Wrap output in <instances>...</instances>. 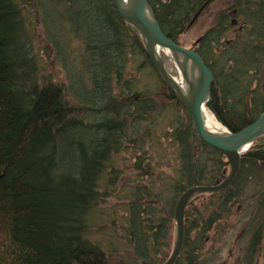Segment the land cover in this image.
I'll use <instances>...</instances> for the list:
<instances>
[{"label": "trees", "instance_id": "obj_1", "mask_svg": "<svg viewBox=\"0 0 264 264\" xmlns=\"http://www.w3.org/2000/svg\"><path fill=\"white\" fill-rule=\"evenodd\" d=\"M42 1L38 0L37 6ZM147 1L164 34L176 44L190 20V14L203 3L202 0ZM47 3L50 8L53 5V8H63L65 4L69 5V9L75 4L87 5L88 8H102L101 5L109 8L105 19H111L114 29L107 24L105 39L98 41L91 37L90 43L93 45L88 46L96 51L98 57L92 61L90 59L91 63L99 67V70L92 71L89 78L92 86L89 95L96 104L99 101L104 103L102 109H92L90 113L97 112L99 115L103 111L106 117L86 129L85 126L81 128V122L76 118L67 119L72 117V109L64 102L61 89L52 86L40 89L35 82L34 63H31V67L27 65L28 39L24 37L23 21L20 20L15 3L0 0V17H5L4 23H0V238L6 230H13L11 244L0 241V264H103V256L99 255L98 247L87 238L90 214L105 198V195L98 192V182L102 176L111 183L114 180L110 179L109 173L104 174V171L105 168H113L111 156L125 148H121L124 128H127L125 122L147 118L154 109L152 100L138 98L140 93L133 81H124L123 92L120 95L115 93V96H112L110 85L113 80L117 84L122 81L123 63H136L137 69L152 66L135 32L132 34L122 27L126 33L118 34V26L123 25L114 6H111V0H48ZM87 7L80 8L79 15L84 14ZM237 9L238 16L243 14L248 17L249 29L238 34L239 37L232 41L231 46H224V51H231L239 42V54H235L232 49L231 59L227 60L228 53L221 51L214 65L211 66L206 61L208 51L213 49L220 38L217 37L218 34L225 32L221 29L230 25L223 15L219 16L217 35L212 30L200 38L197 48L194 47L214 76L212 101L207 104V109L213 111L222 125L231 132L248 126L264 111L262 105L257 108L254 102V108L250 112L243 107L244 92L247 96L249 89L243 87H249L250 84L245 83L246 79L262 69L264 64V5L257 8L255 2L244 1ZM55 44L56 51L62 50L57 49ZM252 52H258L257 57L248 59L247 56ZM121 57L117 66L113 61ZM251 77L255 78L253 75ZM225 79L231 82H225ZM166 94L168 99L173 100L169 92ZM125 95H131L132 100L126 108L120 105ZM219 97L223 98L224 105L216 104ZM262 97L264 96L259 99ZM91 98L88 96V99ZM234 98H237L235 102L228 105L230 99ZM192 131L193 127L189 122L184 132L176 134L177 140L182 144ZM192 141L183 148L194 160L185 162L181 159V179L188 188L213 186L214 178L211 179L207 173L208 166L202 161V150L209 153L208 157L217 154L221 158V155L205 147L197 139L192 138ZM198 145L202 150L196 153ZM213 160L219 177L220 170L227 164L222 158ZM262 174L263 140L256 142L241 157L238 175L221 194L224 197L220 208L228 207V203L237 195L234 191L239 192L243 188L241 183L246 178H258ZM185 187H181L180 194ZM136 201L137 199L130 206L125 219L135 257L141 258L146 253L139 241L138 236L141 234L152 242L151 250L155 253V258L158 255L160 257L156 247L164 240L160 239L166 234V221L171 217L172 211L166 217L155 216L151 212L150 221L145 222L142 214L147 215V209ZM257 214L264 216V190ZM197 218L199 215L193 219L188 211L185 213L183 249L175 264H197L191 248L198 246L197 243H201L205 235L204 230L196 228H204V222ZM210 224L211 222L207 229ZM150 264L155 263L152 261Z\"/></svg>", "mask_w": 264, "mask_h": 264}, {"label": "rangeland", "instance_id": "obj_2", "mask_svg": "<svg viewBox=\"0 0 264 264\" xmlns=\"http://www.w3.org/2000/svg\"><path fill=\"white\" fill-rule=\"evenodd\" d=\"M11 1L15 3L20 20L23 21L24 37L28 39L27 51L29 57L27 65L31 67V63H34L36 67L35 82L39 88L52 86L61 89L64 102L67 107L72 109V117H67V119L73 120V117L76 118L81 122V128L85 126L84 129H86L89 125L105 120L106 116L103 111L99 115H97V112L90 113L92 109L100 110L104 107V103L99 101L96 104L94 98L89 95L92 88L89 78L94 69L99 70L97 65L91 63L92 59L98 58L95 54L96 51L88 48L93 44L90 43V39L84 38H81V40L65 38L63 40L64 36L68 37L67 33L73 28L68 23L69 17L81 22L80 8L85 9L87 5L75 4L69 9V5L65 3L63 8H60V6H58L59 8H53L55 5L50 8L47 3L48 0H43L40 6H37L38 0ZM244 1L255 2L257 8L261 4L264 5V0H206L205 6L201 8L199 5L190 14V20L186 24L184 32L178 38V44L185 49H190L193 46L197 48L196 44L202 36L205 37L212 30L217 35L216 27L219 16L223 15L229 22L232 21L231 16L235 13L234 7L231 8L232 3L242 4ZM90 19L93 20V16ZM119 19L121 20L120 17ZM234 19L237 20L238 27H236L234 20L228 27L223 26L221 30L225 32L218 34L217 37H220L217 40L218 42L215 43L211 51H208L206 61L211 66L214 65L219 53L226 49L224 46H231L232 41H235L242 31L240 27L245 22L241 21L240 16H236ZM83 21L87 24V18ZM190 21H192L191 24ZM121 23L123 26L118 23L120 25L118 26V34L123 35L126 33V30L122 27L131 31L132 34L135 32L131 26L124 24L122 20ZM108 26L114 29L110 21ZM159 27L163 32L160 25ZM81 30L89 32L86 25H82ZM135 35L138 39L139 36L136 33ZM56 40L58 41L57 44H55ZM54 44L57 49H62L64 52L62 50L56 51ZM236 45L232 49L235 54H239V42ZM142 47L144 48L143 44ZM232 49L229 52L224 51L228 53L227 60L231 59ZM62 56H65V59H62ZM85 57L87 58L86 61L89 62L82 67V61ZM161 57L168 72L176 77L177 71L169 57L164 54H161ZM121 59L122 57L117 58L113 62L118 66ZM262 66V69L258 71L260 74L264 71V64ZM123 67L122 81L117 84L113 80L110 85L112 96H115V93L120 95V92H123L124 81H133L138 93H140L138 98L152 100L154 109L147 118L125 122L128 129L124 128L125 133L121 146V148H125L111 156L113 168H105L104 174L109 173L110 179H114L113 182L111 183L104 176L99 179L98 192L105 195V198L90 214L91 220L88 221L87 238L91 244L98 247L99 255L103 256V264H150L152 261L155 264H165L172 256L174 247V230L177 225L175 212L179 198L194 187L218 186L229 174V168L228 166L223 167L220 170L221 175L218 177V172L214 169L216 163L213 159L221 160L222 158V161L227 164L226 159L222 155L221 158H218L217 154L208 157L209 153L206 150L200 149L199 145L198 149L194 146V155L195 149L196 153H199L198 150H202V161L208 166L207 173L211 179L214 178L215 185L185 187L188 185L184 184L181 179V159L183 158L185 162H193L194 158L188 155L183 147L193 142L192 138L197 139L200 143L202 142L194 129L182 144L177 140L176 134L184 132L190 119L181 104L178 102L176 104L174 99H168L166 93L169 92L170 95L172 93L161 83L153 67L151 68L148 65L143 67L142 65L143 68L137 69V64L133 62L123 63ZM252 75L257 82H253L254 84L249 85V87H243L249 88L247 96L244 92L245 100L243 104V107H246V111L249 112L254 106L260 107L262 105V108H264V97L259 99V97L264 96V74L260 78L259 75ZM225 82L231 81L225 79ZM256 87L260 89V92L256 91ZM243 88H240V90L243 91ZM88 96L91 99H88ZM138 98L136 99L138 100ZM130 99L131 95H125L123 103L120 105L126 108L132 101ZM253 100L255 102L259 101L257 105L250 103ZM207 113L211 115L209 112ZM262 113L264 111L258 113L256 120ZM261 140L264 141V138L258 141ZM238 172L239 170L229 186L233 183ZM241 184L243 188L239 189V192L234 191L237 195L224 209L220 208V202L223 200L224 195L221 194L225 188L214 193H198L191 198L183 212V222H181V227L183 223L182 247L178 258L183 249L185 213L188 211L193 219L196 215H199L197 220L204 222V228L196 227L198 230H204V239L201 243H197L198 246H192L191 248V253L196 256L197 264H264V216H258L257 214L263 197L264 174L258 176V178L256 176L250 179L246 178ZM183 186L185 187L184 191L180 194ZM136 190L137 193L135 194ZM136 199L137 203L141 202L147 209V215L142 214V220L145 222L150 221L151 212L155 216L166 217L172 211L171 217L166 221L168 224L166 234L161 236L160 239L164 240L162 244L159 240L160 245L156 247L160 257L158 255L155 258V253L151 250L153 249L152 242L143 234L138 237L146 253L141 258L135 257V250L128 234V228L125 225V219L130 206ZM209 222L211 224L207 229ZM141 231L142 229L139 230V234Z\"/></svg>", "mask_w": 264, "mask_h": 264}, {"label": "water", "instance_id": "obj_3", "mask_svg": "<svg viewBox=\"0 0 264 264\" xmlns=\"http://www.w3.org/2000/svg\"><path fill=\"white\" fill-rule=\"evenodd\" d=\"M112 2L123 23L131 26L139 35L159 80L184 108L200 141L205 146L221 153L229 165V174L218 186L194 187L179 198L175 212L177 225L174 230V247L172 256L165 263L174 264L182 247L183 223L181 227V222H183L186 204L198 193H214L229 186L239 169L241 155L256 141L264 138V113L255 122L236 133L225 130L220 135L210 136L206 131H202L200 115L210 97V86L213 81L210 70L198 54L178 46L163 34L147 0H126V2L112 0ZM161 53L167 54L166 56L169 57L177 71L180 84L184 83L186 86L185 96L180 90L178 81L166 70Z\"/></svg>", "mask_w": 264, "mask_h": 264}, {"label": "bare ground", "instance_id": "obj_4", "mask_svg": "<svg viewBox=\"0 0 264 264\" xmlns=\"http://www.w3.org/2000/svg\"><path fill=\"white\" fill-rule=\"evenodd\" d=\"M123 1L126 2V0H123ZM111 2H112V0H111ZM240 5H242V4H240L238 2H234V3H232V5H231L232 7L231 8L234 7V9H237V7L240 6ZM101 6H102V8H105V9L102 10V8L99 7V6H90L89 8L87 7L88 10H85L84 11V14H80V16H81L80 19H82L81 22H79L78 20H74V19H72V18L69 17V20L67 19L68 20V23L71 24V26H73V28H71L69 30V32L67 33V36L68 37H65L64 36V39L63 40H65V38H71V39H75V40L76 39H80L81 40V38L90 39L91 37H95L96 39H98V41L103 40V36L107 32L106 31V28H107L106 26H107V24H109L108 22L111 21V19L108 18V21H106L105 16L109 14V8L104 7L103 5H101ZM111 6H114L113 3H112ZM239 8H241V7H239ZM237 11H238V9H237ZM240 15H241V21H244L245 22L241 26V29H242L241 33H244L245 32V29H249L247 27L248 26V20H247L248 17L246 18L245 15H243V14H240ZM91 16H93V20L90 19ZM231 17H232V19H234V15H232ZM85 18H87V24H85V21H83V19H85ZM4 21H5V17H2V18L0 17V23H4ZM82 25H84V26L86 25V27L88 28L89 32L88 31H82L81 30ZM77 26H79V28H77ZM6 32H7V29H6ZM262 34H264V32ZM69 36H72V37H69ZM57 43H58V41H57ZM144 52H145V49H144ZM145 54H146V52H145ZM257 55H258V52H252V53H250L247 56V58L248 59H254L255 57H257ZM170 56H172V55H170ZM62 59H65V56H62ZM138 59H139V57H138ZM161 59H162V57H161ZM86 60H87V58L85 57L84 60L82 61V67L88 63ZM258 71H259V69L255 73H253V74L254 75L257 74ZM263 74H264V71H263L262 74H260V72H259V74H257V75H263ZM156 75H157V73H156ZM251 76H252V74H250V76L246 79V82L245 83L250 82L249 85L255 83V81H256L255 78H252ZM245 83H244V85H245ZM179 85H180V90L184 93V90H185V87L186 86L184 85V83H182V84L179 83ZM213 85H214V80L212 81L210 87L212 88ZM256 91L257 92H260V89L258 87H256ZM183 96H185V93H184ZM172 97L175 100V97H174L173 93H172ZM236 99L237 98L230 99V101H229L230 104H228V105H231L233 102H235ZM211 101H212V98H211V93H210V97H209V99H208L205 107H203V109H202V113L200 115V122L202 124V131L203 130L206 131L210 136H216V135H220L221 133H223L225 131V129L222 127L223 126L222 123L218 120L217 116L214 114L213 111H211L209 109L207 111V110L204 109V108H207V104L209 102H211ZM214 102L215 101L213 100V103ZM252 102L256 103V105H257V103L259 101L255 102V100H253L250 103H252ZM216 104L217 105H222V104L224 105L223 98H220L219 97L217 99V101H216ZM207 112H209L211 115H209ZM187 117L189 118L188 114H187ZM190 122H191V119H190ZM191 124H192V122H191ZM1 216H4V214L1 213ZM10 227H11V225H10ZM10 227H9V229H10ZM12 234H13L12 228L10 230H6L5 233H3L1 235L2 237L0 238V241L1 242H4V243L11 244V242L13 241Z\"/></svg>", "mask_w": 264, "mask_h": 264}, {"label": "flooded vegetation", "instance_id": "obj_5", "mask_svg": "<svg viewBox=\"0 0 264 264\" xmlns=\"http://www.w3.org/2000/svg\"><path fill=\"white\" fill-rule=\"evenodd\" d=\"M234 10H235V13H234L233 15H234V17H236L237 14H238V11H237V9H234ZM236 27H238V22H237V24H236Z\"/></svg>", "mask_w": 264, "mask_h": 264}]
</instances>
